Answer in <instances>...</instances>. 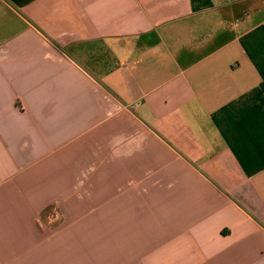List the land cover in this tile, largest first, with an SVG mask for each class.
<instances>
[{
  "label": "crops",
  "instance_id": "0c3cea01",
  "mask_svg": "<svg viewBox=\"0 0 264 264\" xmlns=\"http://www.w3.org/2000/svg\"><path fill=\"white\" fill-rule=\"evenodd\" d=\"M0 264H264V0H0Z\"/></svg>",
  "mask_w": 264,
  "mask_h": 264
}]
</instances>
